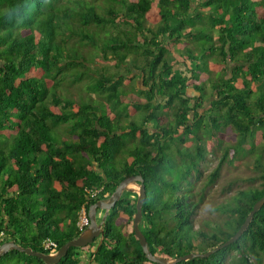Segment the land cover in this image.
<instances>
[{"label":"trees","instance_id":"1","mask_svg":"<svg viewBox=\"0 0 264 264\" xmlns=\"http://www.w3.org/2000/svg\"><path fill=\"white\" fill-rule=\"evenodd\" d=\"M177 43L185 53L173 49ZM91 46L103 60L129 68V56L143 48L136 77L144 88L123 86L135 78L122 72L93 70L98 51ZM170 55L187 69L176 68ZM66 64L73 66L70 75ZM215 66L207 110L212 76L206 72ZM66 77L72 83L86 78L85 90L62 93ZM263 80L264 0H0V139L7 141L0 146V245L14 240L48 253L43 242L50 238L60 248L80 235L84 208L88 213L137 174L147 189L140 228L153 254L177 258L226 242L264 196V87L254 88ZM229 128L252 138L243 156L255 157L260 174L233 196L235 203L215 207L228 215L212 230L201 225L195 244L190 230L199 201L190 199L197 194L190 176L199 177L205 156L224 146L209 174L216 182L246 147L224 145L221 131ZM173 158L192 159L177 177ZM93 189H100L94 197ZM204 193L197 194L201 201ZM131 194L124 192L110 209L100 244L96 238L71 246L58 264H82L83 253L87 264H158L132 226L127 234L116 224L122 216L133 224L137 198ZM14 252L26 264H47L18 250L5 255ZM231 257L236 264H264V205L236 241L177 264H227Z\"/></svg>","mask_w":264,"mask_h":264},{"label":"rangeland","instance_id":"2","mask_svg":"<svg viewBox=\"0 0 264 264\" xmlns=\"http://www.w3.org/2000/svg\"><path fill=\"white\" fill-rule=\"evenodd\" d=\"M153 26L156 27L158 25L154 24ZM107 28H109V26H107ZM63 31L65 30L63 29ZM186 42L189 43V45L193 43L191 39L186 40ZM91 49L98 51V54L96 57V63L89 64L93 70L99 67L101 71L105 69L104 71L106 72H112V73L122 72L123 74H125L126 76L125 78L127 77L135 78L132 81L123 80V86L127 87L128 89H130L132 86L144 88L143 80L139 77H136L138 73H140V71L136 68V65L138 63L143 62V58H141L138 63L136 62L139 60L140 56L143 57L141 55V53L143 52V48L139 49L136 52V54L132 53L131 56H129L128 58L130 60L129 64H131L130 68L127 66L117 67L115 66V63L113 61L103 60L99 50L95 49L92 46H91ZM173 49H175V51L177 50L179 54L182 52L185 53V49L181 48L179 43L175 44V47H173ZM182 56L185 57L186 55L182 54ZM182 59H183L182 57H179V60H182ZM169 60L172 64H175L176 68L179 67L182 69H187L183 63H176L175 57L171 55L169 56ZM72 67L73 66L69 64L65 65V69L68 71L69 75H70V71L72 70ZM189 68L191 71L195 70V67L193 65H190ZM232 68L233 66H229V73H228L229 76L231 75ZM218 70L219 68L215 66L213 69H210V71L206 72L208 76L209 75L212 76L211 77L212 80L206 83L205 94L207 95L205 98L204 105H205V109L207 110L212 107L211 101L213 100L212 99L213 97H211L210 94H212L214 89L211 86V82L216 79L217 72H219ZM201 73L202 75H204L203 70L201 71ZM68 77H66V79L63 80V83L61 85L60 89L62 93H70L73 91H77V88H82L83 90H85L86 88L85 84L88 83V80H86V78L83 77V79L80 82L72 83V79H68ZM263 87H264V80L259 83H255L254 85L255 89H259ZM188 91H189V94L191 95L198 94L192 89H189ZM136 118L138 121H140L141 120L140 114H138ZM204 127L205 126H203V129H205ZM221 132L223 133L224 145L229 144V143H236L237 141H239L241 145L243 144L246 147L243 150H241L240 153L237 154L235 160H232L231 162L229 160L224 164L216 182H213V183L211 182L209 174L212 171H214L215 168L217 167L220 156H222L223 154L224 146L221 149H219L217 154L208 153L205 156L204 160H202L201 162V166H200L201 173L199 177H197L198 175L197 172H194L195 174H192L190 176L191 181L193 182V185H192L193 192H196L197 194L203 191L205 192L204 193L205 198L203 201H201L199 195L195 193H191V195L193 196L190 195L191 196L190 199L193 198L196 202L199 201L195 207V212L193 214V223H192L193 225H192V229L190 230L191 239L194 238L195 244H197L199 241L197 232L201 229V225H204L205 231L212 230L217 225L218 222L222 224L226 216L228 215V211L226 210L217 211L215 210V207L218 205H225L231 201L235 203V199L233 198V196L240 189L247 188L251 184L250 177L258 176L260 174V171H259L260 169L256 167L255 157L249 154H246V156H243L244 152L248 150L250 143L252 141V138L247 135H238L234 130H231L230 128L226 129L225 131H221ZM209 136H210V133H208V130H207V133L205 134V138H203V145L205 147L208 146ZM255 139L259 140L258 137H256ZM6 142H7L6 140L0 139V146H3ZM257 144L259 145V149H262L263 142L260 143V141H258ZM173 160H174V163L176 164L173 165V167H170V169H172L171 172L173 176L177 177L179 173L182 171V167L189 166L190 165L189 160H192V159L188 158L186 160H182V159L176 160L173 158ZM133 186L135 189L138 188L137 184H133ZM229 187H231V189H229ZM132 193H133V196L135 195L137 196V193L135 191H132ZM115 221L119 228H121L125 233L127 234L129 233L132 225L126 224L124 216L116 218ZM18 254H19L18 252H14L13 254L10 253L8 255L2 256L0 260V264H26V262L25 263L23 262V259L19 258ZM87 257L88 256L85 253H83L82 264L88 263ZM34 260H35L34 263L36 264L38 260L37 259H34ZM233 260H234V257H231L227 261V264H236L234 263Z\"/></svg>","mask_w":264,"mask_h":264},{"label":"water","instance_id":"3","mask_svg":"<svg viewBox=\"0 0 264 264\" xmlns=\"http://www.w3.org/2000/svg\"><path fill=\"white\" fill-rule=\"evenodd\" d=\"M137 183L139 184V188L138 189L132 188L131 185ZM126 190L135 191L138 193V200L136 203L137 212L134 218L133 228L136 236L140 240V244L143 247V250L146 253L147 257L151 261H154L158 264H177L183 260H190L194 257H209L214 252L236 241L242 235V233L245 230H247L255 213L259 211L264 205V196H263L254 204L252 210L246 217L245 222L243 223L241 228L230 239L214 247L213 249H210L205 252H191L177 258H165L160 255H155L151 252L148 246V241L140 228V223L143 218V204L147 197V189H146L145 179L142 175L140 174L131 175L124 178L117 185L116 189L109 198L100 199L90 206L88 212V216L91 221L90 225L83 232H81L78 237L64 243L54 254L36 251L32 247L22 246L16 241L11 240V241L3 242L0 245V258L11 250H18L21 252H25L26 254L29 255L37 256L47 264H58L61 261V259L67 254L71 246H76V247L86 246L99 237H100V242H99L100 244L104 239L105 224L109 211L113 206H115L116 202L122 197L124 191ZM98 210H104V215L100 222L98 221V216H97Z\"/></svg>","mask_w":264,"mask_h":264},{"label":"built area","instance_id":"4","mask_svg":"<svg viewBox=\"0 0 264 264\" xmlns=\"http://www.w3.org/2000/svg\"><path fill=\"white\" fill-rule=\"evenodd\" d=\"M99 191L100 189L89 190L92 197L96 196ZM89 224H90V219L87 215L86 209L84 208L81 212L80 220L78 222V227L81 231H83L87 226H89ZM3 236H4V231L2 230L0 231V240L3 238ZM43 245L44 248L49 251L48 253L51 254H54L59 249L58 243L50 238L46 239L43 242Z\"/></svg>","mask_w":264,"mask_h":264},{"label":"clouds","instance_id":"5","mask_svg":"<svg viewBox=\"0 0 264 264\" xmlns=\"http://www.w3.org/2000/svg\"><path fill=\"white\" fill-rule=\"evenodd\" d=\"M137 184H138V183H137ZM138 186H139V184H138ZM132 187L134 188L133 185H132ZM138 188H139V187H138ZM126 191H128V190H126ZM126 191H124V192H126ZM130 192H132V191H130ZM136 193H137V192H136ZM123 194H124V193H123ZM131 196H133V194H131ZM133 197H134V199L137 198V200H138V193H137V196L135 195V196H133ZM133 197H132V198H133ZM103 211H104V210H100V211H98V213H97L98 221H99V222L101 221V219H102V217H103V215H104ZM81 212H82V211H81ZM86 212H87V211H86ZM87 215H88V213H87ZM80 216H81V213H80ZM88 217H89V216H88ZM89 219H90V218H89ZM90 222H91V221H90ZM89 225H90V224H89ZM87 227H88V226H87ZM87 227H86V228H87ZM132 227H133V224H132ZM86 228H85V229H86ZM85 229H84V230H85ZM84 230H83V231H84ZM83 231H81V232H83ZM99 238H100V237H99ZM99 242H100V239H99ZM57 251H58V250H57Z\"/></svg>","mask_w":264,"mask_h":264},{"label":"bare ground","instance_id":"6","mask_svg":"<svg viewBox=\"0 0 264 264\" xmlns=\"http://www.w3.org/2000/svg\"><path fill=\"white\" fill-rule=\"evenodd\" d=\"M138 185V184H137ZM139 187V186H138ZM138 189V188H137Z\"/></svg>","mask_w":264,"mask_h":264}]
</instances>
